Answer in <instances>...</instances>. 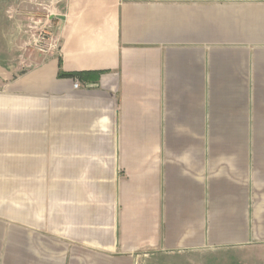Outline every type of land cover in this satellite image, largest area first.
<instances>
[{"label": "crops", "instance_id": "0c3cea01", "mask_svg": "<svg viewBox=\"0 0 264 264\" xmlns=\"http://www.w3.org/2000/svg\"><path fill=\"white\" fill-rule=\"evenodd\" d=\"M48 2L0 61V264H264V0Z\"/></svg>", "mask_w": 264, "mask_h": 264}, {"label": "rangeland", "instance_id": "374dc122", "mask_svg": "<svg viewBox=\"0 0 264 264\" xmlns=\"http://www.w3.org/2000/svg\"><path fill=\"white\" fill-rule=\"evenodd\" d=\"M48 0H0V61L16 70L53 46Z\"/></svg>", "mask_w": 264, "mask_h": 264}, {"label": "built area", "instance_id": "2783aa9c", "mask_svg": "<svg viewBox=\"0 0 264 264\" xmlns=\"http://www.w3.org/2000/svg\"><path fill=\"white\" fill-rule=\"evenodd\" d=\"M74 86H75V87H77V86H78V83H77V82H75V83H74Z\"/></svg>", "mask_w": 264, "mask_h": 264}]
</instances>
